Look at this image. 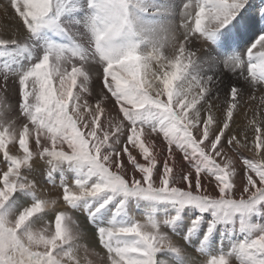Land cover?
Listing matches in <instances>:
<instances>
[{
  "label": "snow or ice",
  "instance_id": "snow-or-ice-1",
  "mask_svg": "<svg viewBox=\"0 0 264 264\" xmlns=\"http://www.w3.org/2000/svg\"><path fill=\"white\" fill-rule=\"evenodd\" d=\"M0 9V264H264V0Z\"/></svg>",
  "mask_w": 264,
  "mask_h": 264
},
{
  "label": "rangeland",
  "instance_id": "rangeland-1",
  "mask_svg": "<svg viewBox=\"0 0 264 264\" xmlns=\"http://www.w3.org/2000/svg\"><path fill=\"white\" fill-rule=\"evenodd\" d=\"M10 35V34H7ZM260 95V94H259ZM9 100L12 103L13 107H15V97L9 94ZM247 155V153H245ZM77 221L80 224L81 230L84 233L81 243L86 244L90 249L95 250V252L99 253L101 256L105 255L104 251L99 247L98 243L94 240V228L87 222L85 216L83 214L74 213L73 214ZM49 219H51V216H49ZM42 223H38L37 227H42ZM174 239H176L174 237ZM182 243V242H181ZM183 246V244H182ZM186 251L189 252L190 255L195 257L197 261L203 260V257H200L192 248H187ZM95 264H106V261L101 262L98 257L93 256L90 257Z\"/></svg>",
  "mask_w": 264,
  "mask_h": 264
},
{
  "label": "bare ground",
  "instance_id": "bare-ground-1",
  "mask_svg": "<svg viewBox=\"0 0 264 264\" xmlns=\"http://www.w3.org/2000/svg\"><path fill=\"white\" fill-rule=\"evenodd\" d=\"M7 0H0V4H6ZM18 27V21L11 10L5 12L0 9V34H11ZM260 93H257L259 96Z\"/></svg>",
  "mask_w": 264,
  "mask_h": 264
}]
</instances>
